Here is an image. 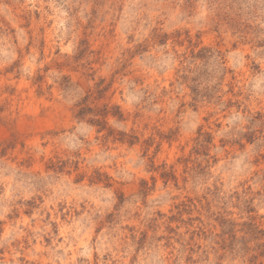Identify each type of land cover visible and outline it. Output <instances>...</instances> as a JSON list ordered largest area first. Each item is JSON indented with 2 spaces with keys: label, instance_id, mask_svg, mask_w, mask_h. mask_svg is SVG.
Here are the masks:
<instances>
[{
  "label": "rangeland",
  "instance_id": "1",
  "mask_svg": "<svg viewBox=\"0 0 264 264\" xmlns=\"http://www.w3.org/2000/svg\"><path fill=\"white\" fill-rule=\"evenodd\" d=\"M0 264H264V0H0Z\"/></svg>",
  "mask_w": 264,
  "mask_h": 264
},
{
  "label": "trees",
  "instance_id": "2",
  "mask_svg": "<svg viewBox=\"0 0 264 264\" xmlns=\"http://www.w3.org/2000/svg\"><path fill=\"white\" fill-rule=\"evenodd\" d=\"M84 111H85L84 108L80 109L77 115L80 116V115L84 114ZM94 123H95V122H94ZM96 123H98V122H96Z\"/></svg>",
  "mask_w": 264,
  "mask_h": 264
}]
</instances>
